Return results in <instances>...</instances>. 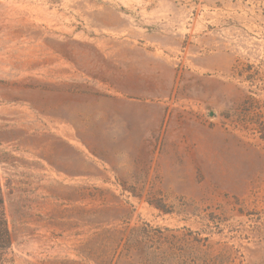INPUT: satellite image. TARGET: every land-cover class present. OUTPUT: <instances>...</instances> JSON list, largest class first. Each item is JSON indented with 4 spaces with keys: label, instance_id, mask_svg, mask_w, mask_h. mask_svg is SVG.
I'll return each mask as SVG.
<instances>
[{
    "label": "rangeland",
    "instance_id": "374dc122",
    "mask_svg": "<svg viewBox=\"0 0 264 264\" xmlns=\"http://www.w3.org/2000/svg\"><path fill=\"white\" fill-rule=\"evenodd\" d=\"M263 136L264 0H0V264H264Z\"/></svg>",
    "mask_w": 264,
    "mask_h": 264
},
{
    "label": "trees",
    "instance_id": "16d2710c",
    "mask_svg": "<svg viewBox=\"0 0 264 264\" xmlns=\"http://www.w3.org/2000/svg\"><path fill=\"white\" fill-rule=\"evenodd\" d=\"M262 138L264 139V136ZM0 195H1V190H0ZM3 204H4V201L0 196V251H4L7 248H9V246H10L9 230L7 227L8 223H7L5 216H4V213H3ZM155 205L159 209H163L162 206H160V204H155ZM106 232H110V231H106ZM114 238H115V236H114ZM119 241H122V239L118 240V242ZM130 241H132L131 238H129L127 240L128 245L126 243V245H127V247L125 248L126 255H125V252L123 253V251L118 252V257L115 261V264H119L123 258H128V259L132 260L133 255H131L132 248L130 246ZM115 253H116V250L114 251V254ZM114 259H115V257L113 256L112 258H110V260H105V264H111Z\"/></svg>",
    "mask_w": 264,
    "mask_h": 264
}]
</instances>
